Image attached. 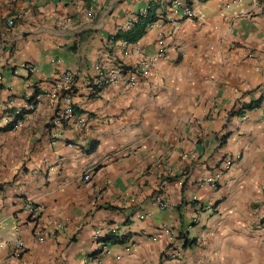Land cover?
<instances>
[{"label": "crops", "instance_id": "crops-1", "mask_svg": "<svg viewBox=\"0 0 264 264\" xmlns=\"http://www.w3.org/2000/svg\"><path fill=\"white\" fill-rule=\"evenodd\" d=\"M153 2L157 16L167 11L166 1ZM148 4L0 0V264H264V0H197L193 17L170 14L166 54L138 84L91 92L99 68L136 69L156 52L159 28L150 24L135 43L112 39ZM69 72L77 109L57 125L64 101L52 87ZM32 93L35 108L12 129L6 119ZM192 140L193 161L183 158ZM238 153L216 185H199ZM28 201L41 208L35 221ZM106 225L127 241L96 238ZM167 225L195 240L179 243V258L164 256ZM17 231L21 257L13 256Z\"/></svg>", "mask_w": 264, "mask_h": 264}, {"label": "built area", "instance_id": "built-area-1", "mask_svg": "<svg viewBox=\"0 0 264 264\" xmlns=\"http://www.w3.org/2000/svg\"><path fill=\"white\" fill-rule=\"evenodd\" d=\"M150 1L153 2L154 0H149V2ZM164 1H166L167 11L165 10L161 12L158 15V19L150 24V27L159 28L158 37H157L158 48L156 52L152 55L147 54V52L143 53L145 55L143 59L140 61V67L136 69L128 68L123 65H115L114 67L109 69L99 68L97 73L90 80L91 92H97L101 90L103 87L113 84H121V83L128 85L138 84V73L139 72L148 73L151 61L159 57H162L166 54V50H165L166 36L163 29L165 22L168 20L169 17H171L170 14L172 13L180 16L181 18L193 17L195 15L194 3L197 0H164ZM145 11L146 9L143 12ZM136 19L137 18L135 17L130 21L128 28L133 24V22ZM13 23L14 20L12 19L8 21V25H13ZM124 43L127 44L128 42L125 41ZM137 49L139 50L140 47L138 46ZM25 68H27V70L30 73L35 72V66L33 64H26ZM76 88H77V82H76V74L74 72L66 73L62 81L60 80L53 85L52 90L55 96L59 97L60 99L62 98V100L64 101V105L56 111L53 117V122L55 124L64 125L75 115V103L72 97ZM38 97L39 96L37 93L36 94L32 93V95H29L26 98L24 107H18L17 109H15L13 114H10L9 117L6 119L7 125H9L12 129H17L20 126H22L24 115H26L27 112L35 108L37 103L36 100ZM213 103H214L213 108L211 111L208 112V115L216 111V100ZM197 122L200 123L201 119H197ZM78 125L80 127H86L87 126L86 119L81 117L78 121ZM59 134H60L59 131H55L53 134H51V136L53 139H56L59 136ZM197 146H198V141L192 140L189 151L183 154V158L184 159L190 158L191 161L195 160L196 158H199L200 152ZM240 157H241L240 153L235 155L233 154V155L225 156V158H223L218 163L216 169L212 173L199 180V185L200 186H204L207 184L216 185L219 179L224 174V172L229 170L231 166L234 164V162ZM173 172L174 170L170 168L169 175L173 174ZM181 174H182V179L179 181V184L183 185L188 178L189 172L185 169ZM83 178L85 180H90L91 172L85 173ZM154 200L161 209H165L167 207V201L165 200L163 195L160 194L155 195ZM26 209L30 213L29 215L30 220L35 221L40 216L41 208L39 206H36L33 202L28 201L26 203ZM145 217L146 214L138 215L139 219H144ZM197 220H198L197 217L193 218L194 222ZM58 227L63 228V224L59 223ZM164 229L169 234L171 239V246L165 251L164 256L166 258H179L182 255V247L181 245H179V243L182 244L183 242V239L179 237V231L171 228L168 225L165 226ZM118 231L119 228L117 226L106 225L103 226L102 228L96 229L94 235L96 238H100L102 236L117 234ZM16 233L17 236L15 238V249L13 256L21 257L26 249V246L22 238L19 237V232L17 231ZM34 234L37 236L39 240L45 239V236L42 234L41 230L39 229H35Z\"/></svg>", "mask_w": 264, "mask_h": 264}, {"label": "trees", "instance_id": "trees-1", "mask_svg": "<svg viewBox=\"0 0 264 264\" xmlns=\"http://www.w3.org/2000/svg\"><path fill=\"white\" fill-rule=\"evenodd\" d=\"M157 5L150 1L148 7L145 12H139L137 14V19L133 22V24L129 28L119 29V31L112 37L114 40L123 39L128 43H135L139 41L147 32V27L149 24L158 19L157 16ZM258 104H251L246 106L247 108H254ZM77 109V108H76ZM75 109V110H76ZM179 237L183 239V247H188L195 243V240L190 239L186 232L180 230ZM127 236L124 235H107L103 238L106 244H115L122 243L127 241Z\"/></svg>", "mask_w": 264, "mask_h": 264}]
</instances>
